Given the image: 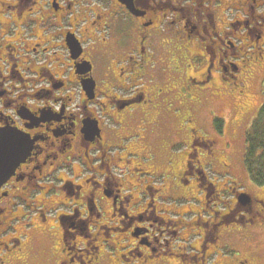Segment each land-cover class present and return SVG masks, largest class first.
<instances>
[{
  "label": "flooded vegetation",
  "instance_id": "af4514ba",
  "mask_svg": "<svg viewBox=\"0 0 264 264\" xmlns=\"http://www.w3.org/2000/svg\"><path fill=\"white\" fill-rule=\"evenodd\" d=\"M249 84L257 114L264 0H0V264H264L222 157Z\"/></svg>",
  "mask_w": 264,
  "mask_h": 264
},
{
  "label": "rangeland",
  "instance_id": "374dc122",
  "mask_svg": "<svg viewBox=\"0 0 264 264\" xmlns=\"http://www.w3.org/2000/svg\"><path fill=\"white\" fill-rule=\"evenodd\" d=\"M233 94H238V93L236 92ZM240 98H241L240 96H233L231 99L236 100L234 101V105L237 108V110L241 107H246L247 108L246 113L241 116V113L238 111L236 117L235 114L233 116L232 112L227 110L225 117H221L222 119L227 120L225 129L223 130L225 133V140L226 141L229 140L227 142H230L231 144L229 147H226V151L222 154V157L229 160V163L231 161V164L236 166L238 172L242 174V176H244V180L239 181V183L244 186L243 189L248 193L255 194V192L263 191L264 186L263 185L257 186L254 182H252L248 178L242 164V157H243L245 130L251 123L252 119L255 117L257 109L261 103L260 98L258 97V87L254 84H249L248 86H246V89L244 90L243 98L242 99ZM238 100H242V103L236 104ZM226 105H229V103H227ZM204 133L207 137H210V133H208V131L205 130ZM173 153L176 154L177 152H173ZM39 242L40 241H36V243ZM35 245L38 248L39 245L42 246L40 249L44 248L45 246V244H39V245L35 244ZM31 249L32 246L28 244L26 246V250L30 253Z\"/></svg>",
  "mask_w": 264,
  "mask_h": 264
},
{
  "label": "trees",
  "instance_id": "16d2710c",
  "mask_svg": "<svg viewBox=\"0 0 264 264\" xmlns=\"http://www.w3.org/2000/svg\"><path fill=\"white\" fill-rule=\"evenodd\" d=\"M244 164L256 185H264V104L245 133Z\"/></svg>",
  "mask_w": 264,
  "mask_h": 264
},
{
  "label": "water",
  "instance_id": "95a60500",
  "mask_svg": "<svg viewBox=\"0 0 264 264\" xmlns=\"http://www.w3.org/2000/svg\"><path fill=\"white\" fill-rule=\"evenodd\" d=\"M6 132L0 133V185L14 168V163L23 157L19 149L20 140Z\"/></svg>",
  "mask_w": 264,
  "mask_h": 264
}]
</instances>
